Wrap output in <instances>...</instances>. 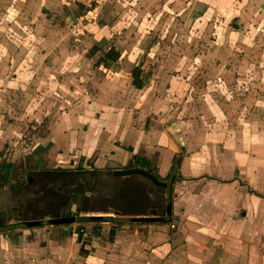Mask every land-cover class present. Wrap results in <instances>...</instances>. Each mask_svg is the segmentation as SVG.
<instances>
[{"label":"rangeland","instance_id":"374dc122","mask_svg":"<svg viewBox=\"0 0 264 264\" xmlns=\"http://www.w3.org/2000/svg\"><path fill=\"white\" fill-rule=\"evenodd\" d=\"M178 1L177 15L158 7L144 14L136 0H0V135L31 151L67 134L65 119L105 118L163 176L175 175L171 218L114 224L127 233L118 236L124 245L90 264H264V0ZM108 51L121 57L101 65ZM135 67L149 77L143 90L132 86ZM64 69L67 85L58 76L49 82V70ZM193 133L207 146L206 135H229L236 166L217 177L210 174L220 165L208 160L201 166L209 174L198 172L191 162L206 150L182 146L194 145ZM106 197L129 195L109 188L88 200ZM229 218L244 222L221 225ZM151 239L166 253L152 261Z\"/></svg>","mask_w":264,"mask_h":264},{"label":"flooded vegetation","instance_id":"af4514ba","mask_svg":"<svg viewBox=\"0 0 264 264\" xmlns=\"http://www.w3.org/2000/svg\"><path fill=\"white\" fill-rule=\"evenodd\" d=\"M135 141L122 139L119 134L105 141V137L100 135L98 139L89 141L88 149L78 148L72 155L59 150L54 158L51 156V165L46 163L48 152L38 156L29 152L21 157L12 150L8 156L3 154L1 157L0 152V228L72 218L74 207H80L93 193L103 194L109 188L127 191L129 197H106L102 199L104 201L157 199L166 202L170 189L174 191L175 175L163 176L150 153L146 149L137 150ZM117 153L122 154V159H114ZM174 164L169 174L174 170ZM128 170L148 171L159 181L167 183V187L161 188L138 174L115 176L116 172ZM132 183L134 185H129ZM95 230L101 237L109 231L106 228ZM163 230L168 232V228L163 227ZM92 232L95 233L94 230Z\"/></svg>","mask_w":264,"mask_h":264},{"label":"crops","instance_id":"0c3cea01","mask_svg":"<svg viewBox=\"0 0 264 264\" xmlns=\"http://www.w3.org/2000/svg\"><path fill=\"white\" fill-rule=\"evenodd\" d=\"M138 5H140V10L142 8H148L147 11L142 10L144 14L149 13V12H156L155 10H150L151 8H159L158 12L159 13H176L177 15L179 14V1L178 4L175 3V6L173 3H171V0H136ZM164 2V3H163ZM81 4V3H80ZM168 4H171L170 8L168 7ZM81 6L84 8V4L82 3ZM65 62V60H64ZM230 68V66H229ZM231 69V68H230ZM50 77H45V78H50L49 82L52 83V80H55L57 76L59 78H62L63 80V85H67L69 83L68 79L64 77L66 74H68L67 70H62L59 72L56 76H54V73L52 70H49ZM36 74V71H34ZM133 86V85H132ZM134 87V86H133ZM111 114V113H110ZM113 118V117H112ZM103 120H106L105 118H100L99 120H91L89 117H82L79 116L76 118L77 123L72 124V121L70 119H65V126H67L68 133H63L55 137V139H50L49 137L46 142H50V144L46 145L43 144L42 142L38 143V145L33 146L31 149L23 148L22 146H19L18 139H16V135L12 134H5V135H0V152H1V157L3 156H8V153L10 150H12L16 156H26L27 154H33L35 156H38L39 153H45L48 152L49 157L46 161L48 164L49 160L54 158L59 150H66V146L69 150H72L73 152H76L75 150L78 148H83V150L88 149L89 146V141L92 140L93 138H99L100 135L102 137H105V141H110L112 140L115 136H118L117 133L114 132L113 128H108L105 127V123H103ZM89 125V128L86 130V125ZM96 124H98V129H95ZM103 126V127H101ZM101 127V128H100ZM194 134V133H193ZM221 136V135H219ZM219 136H209L208 137V142L211 146H207L206 140L204 136L202 135H196L194 134V139L193 142L194 145H191L187 140L183 139V145L185 148H194V146H197V151L198 149L201 148L205 149L206 151L202 153H197L195 157H197L198 160L191 162V165L198 171L202 172L203 174H209L208 171L206 172V169L201 166V164L206 161L209 162L208 160L212 161L211 163L213 164H218L219 169H217L215 172L211 173L210 175L217 176V177H223L225 175V171H228L230 169L229 164H232V168L236 166V162L239 161L237 160L230 152L231 146L229 147L230 151H227L228 144L232 142L230 136H224L221 140H218ZM189 139H192L190 137ZM42 140V139H41ZM52 140V141H51ZM104 142V141H103ZM102 142H100L101 144ZM205 147V148H204ZM202 149V150H203ZM189 150V149H188ZM192 150V149H191ZM247 151V149H245ZM199 150L198 152H200ZM30 152V153H29ZM193 153H195L192 150ZM261 154L263 155V150H261ZM259 155V154H258ZM229 157H233V160H229ZM114 159H122V154H116L114 156ZM215 160V161H214ZM197 163L198 165H196ZM227 167V169L221 170V168ZM213 184H216L217 187H224L228 188L230 185L229 184H220V183H215L212 182ZM193 186H199L197 184H194ZM207 186V185H206ZM205 186V187H206ZM201 187V186H200ZM203 187L204 192L206 193V189ZM136 201V200H135ZM87 202L86 207L87 208H93L89 207L90 203H97L99 204L100 202H121V201H85ZM163 202V201H162ZM145 204L147 202L145 201H136L135 204ZM106 204V203H105ZM161 205L159 206H166L165 202L160 203ZM113 205V204H109ZM142 206H148V205H141L138 207ZM137 207V206H136ZM151 207V206H149ZM190 207H193L190 205ZM199 211V210H198ZM161 215H165L164 212L161 213ZM227 220V223H229V228L234 227L236 228L237 226L242 225V222L237 219H221V225ZM239 223V225H237ZM91 224L90 226L87 227V230L89 232V235H92L95 238V241L91 243V245H83L79 244L74 240L73 236H68L66 234H63L62 232L57 231L56 228L53 227H45V228H39V229H29V230H23L19 232H13V233H0V264H90L91 261L90 259H94L97 261L98 257L97 255H101V250L107 248L108 246L114 248L116 247L117 250L119 249L118 246H123L122 244V239H120L118 236L123 234V236H127V233H119L122 228L120 227H114L116 225H111L114 228H106L104 225L108 224H101V223H87ZM122 224V223H121ZM118 225V226H121ZM83 226L84 224H80L79 226ZM96 225L97 229L101 228H106L109 229L108 233H106L104 236H98V232L93 233L92 231L95 229ZM138 228V227H137ZM142 228V227H139ZM243 228V226H242ZM241 228V229H242ZM51 230V231H50ZM18 233L23 234V239L22 240H17V235ZM242 233V230H241ZM117 235L116 238L115 235ZM241 235V234H240ZM130 240V238H127ZM156 240V239H155ZM112 241V242H109ZM155 241L151 239L147 243V248H150L152 250V254L150 257H153L152 260L158 259L159 256H163L166 253L163 252L162 250L160 251V248H157L156 244L154 243ZM165 244V243H164ZM230 247L233 248V251H236L234 248L239 247L241 252L243 250V246L238 245H232L230 244ZM111 250V248H110ZM120 250V249H119ZM112 252V250H111ZM116 252V251H115ZM119 255V254H118ZM213 259V258H212ZM162 260V259H161ZM228 261H225V264ZM164 264V262H162ZM210 264H218L217 260L213 259V261Z\"/></svg>","mask_w":264,"mask_h":264},{"label":"water","instance_id":"95a60500","mask_svg":"<svg viewBox=\"0 0 264 264\" xmlns=\"http://www.w3.org/2000/svg\"><path fill=\"white\" fill-rule=\"evenodd\" d=\"M138 174L150 179L153 183L161 188H166L167 183L159 181L153 174L145 170H128L119 171L115 173V176L119 175H132ZM136 201L131 202H100L106 204H118L119 207L113 208H87V202H84L80 207H74V217L72 218H60L43 222H35L31 224H11L6 227L0 228V233H11L19 232L23 230L55 227L60 232L68 236H73L74 240L83 245H91L95 238L92 235L85 236L80 231V224L87 223H101V224H112V223H162L172 216V199L168 196L166 199V206H142L136 207L134 205ZM147 203L160 204L163 203L161 200H147ZM165 215L162 216L161 213ZM97 229V228H95ZM94 232L96 233V230Z\"/></svg>","mask_w":264,"mask_h":264},{"label":"trees","instance_id":"16d2710c","mask_svg":"<svg viewBox=\"0 0 264 264\" xmlns=\"http://www.w3.org/2000/svg\"><path fill=\"white\" fill-rule=\"evenodd\" d=\"M83 7V6H81ZM98 52H100V49L98 46L94 47L93 49H91V54H97ZM121 57V54L115 53L113 51H108L106 53H104V61L102 62V59L100 61L101 65L107 66L111 61H115L118 62L119 59ZM132 85L137 89V90H143L146 86L147 83L149 81V77L147 75H145L144 71L142 70L141 67H135L132 72ZM176 165V164H174ZM177 166H179L177 164Z\"/></svg>","mask_w":264,"mask_h":264},{"label":"bare ground","instance_id":"6f19581e","mask_svg":"<svg viewBox=\"0 0 264 264\" xmlns=\"http://www.w3.org/2000/svg\"><path fill=\"white\" fill-rule=\"evenodd\" d=\"M141 205H148V206H159L161 204H153V203H145V204H135V206H141ZM89 207H93V208H110V207H113V208H116V207H119L118 204H113V205H109V204H105V203H90L89 204Z\"/></svg>","mask_w":264,"mask_h":264},{"label":"built area","instance_id":"2783aa9c","mask_svg":"<svg viewBox=\"0 0 264 264\" xmlns=\"http://www.w3.org/2000/svg\"><path fill=\"white\" fill-rule=\"evenodd\" d=\"M114 224H118V223H112L111 225H114ZM121 224V223H120ZM118 224V225H120ZM91 224H84L83 226L81 225L80 226V231L85 235V236H88L89 235V232L87 230V227L90 226ZM99 227L98 225H96L95 228ZM51 231V230H50ZM17 237V240H22L24 237H23V234H20L18 233V235L16 236Z\"/></svg>","mask_w":264,"mask_h":264}]
</instances>
